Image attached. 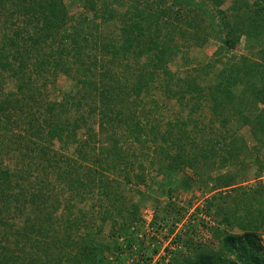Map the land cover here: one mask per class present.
Wrapping results in <instances>:
<instances>
[{"label": "trees", "instance_id": "trees-1", "mask_svg": "<svg viewBox=\"0 0 264 264\" xmlns=\"http://www.w3.org/2000/svg\"><path fill=\"white\" fill-rule=\"evenodd\" d=\"M30 1L35 7L24 10L35 16V22L32 31L25 32L38 56L35 67L47 65L52 72L65 73L76 86V91L46 109L45 134L62 147L76 148L79 161L64 158V173L76 178V187L70 189L81 196L79 188L96 187L111 200V208L101 212L110 218L109 236L115 247H120L122 236L134 244L126 235L130 223L138 220V210L130 203L128 219L120 217L127 206L122 186L152 179L145 169H153L155 175L179 174L175 189L184 190L197 178L213 181L211 191L227 188L234 193L240 191L234 185L248 180L251 172L252 179L259 181L264 174V0H100V5L99 0H82L92 18L75 22L73 31L65 34L62 27L74 18L68 16L64 0ZM225 1L229 4L222 8ZM97 16L103 24H117L118 32L100 31ZM20 33L23 30L15 31ZM241 37L246 54L220 62L212 79L169 68L178 57L187 65L183 53L197 39L202 41L196 46L214 39L220 50L228 52ZM243 127L257 140L254 148L238 134ZM82 128L86 138L78 140L76 133ZM248 149L250 162L240 158L241 151ZM209 166L225 172L213 177ZM248 192L252 195L246 201H252L249 218L240 214V192L232 198L212 194L204 213L213 224L199 222L218 240L217 250L180 231L176 245L182 246L181 255L185 253L180 259L174 257L176 252L170 255L171 264H264V248L256 233L264 232V183L254 184ZM169 193L163 190L161 195ZM150 199L152 224L159 216L164 222H180L185 215V208L174 201L168 199L160 207L157 196ZM61 222L60 218L57 224ZM89 241L86 244L84 239L77 253L82 258L79 264H95L102 251L93 238ZM60 242L56 239L52 244ZM196 243L202 250L192 248ZM26 257L1 247L0 264H29L32 260L25 261ZM46 260L54 261L49 256Z\"/></svg>", "mask_w": 264, "mask_h": 264}, {"label": "rangeland", "instance_id": "rangeland-1", "mask_svg": "<svg viewBox=\"0 0 264 264\" xmlns=\"http://www.w3.org/2000/svg\"><path fill=\"white\" fill-rule=\"evenodd\" d=\"M228 4L225 1L221 7L225 8ZM97 5H100V0ZM64 6L68 16H72L74 20L62 27L63 34L71 33L72 24L82 21L84 17L92 18L85 10L82 0H64ZM30 7H35L30 0H0V250L7 246L19 251L22 256H27L25 261L32 260L29 264H53L56 260H60L62 264H79L77 260L81 261L82 258L77 253L83 246V240L89 244V239L93 238L102 249L95 264H171L170 255L174 256L176 252L174 257L180 259L185 253L183 249L184 253L181 255L179 250L182 246L176 245L180 231L195 242L217 250L218 240L211 238L199 222L202 219L206 225L213 224L212 217L204 213L208 198L212 194L225 196L224 193L232 198L240 192V214L249 218L252 201L249 204L246 201L252 195L247 191L258 182L264 183V174L262 173L259 181H255L251 175L253 172L249 173L248 180L234 185L240 189L234 193L227 188L211 191L213 181L205 182L198 178L190 189H175L179 174L177 177L155 175L152 168L151 172L145 169L147 175L152 174L149 176L152 179H146L144 184L137 186L128 183L122 186V197L125 199L127 195V206L120 217L128 219L127 210L133 209L130 203L138 210V220L130 223L126 235L131 236L134 244L129 245L125 236H122L118 240L120 247H115L109 236L110 218L101 212L105 208H111V200L100 195L96 187L79 188L81 196L73 192L70 187H76V178L64 173V158L71 162L79 161L76 148L62 147L57 140H50L45 134L43 122L47 116L46 109L59 102L64 94L76 91V86L65 73L52 72L47 65L35 67L38 56H35V51L29 47L30 41L26 39V33L32 31L35 22V16L24 10ZM95 22L99 23L100 31L112 34L118 32L116 23L103 24L98 16ZM17 30H23V33L15 35ZM92 32L95 31L92 29ZM202 38L204 37L200 36ZM198 40L183 53V57L188 59L187 65L183 58L178 57L169 64L170 70L199 74L203 80L212 79L215 69L220 68V62H225L232 56L237 60L242 54H246V41L243 37L228 52L220 50L214 39L196 46ZM65 43H68V39ZM217 49L220 51L215 54ZM26 53L28 57L25 56ZM208 64H213L214 67L211 68ZM123 105L126 107L125 103ZM93 126L97 127L95 123ZM238 134L250 149L257 145V140L248 127L240 129ZM76 138H86L84 128L77 131ZM249 151H241L240 158L250 162ZM143 166L148 167V164ZM209 167V174L213 177L225 172V169L213 170L212 166ZM79 178L83 179L81 175ZM159 185L162 188L156 194ZM163 190H170V193L163 196ZM245 191L244 195L242 192ZM154 196L160 200V207L168 199L183 206L185 215L181 221L168 219L164 222L159 216L152 224L154 202L150 198ZM259 204L261 207V203ZM195 208L199 210L196 211ZM113 217L117 218L116 215ZM60 218L62 222L57 224ZM191 229L196 233H189ZM256 233L264 248V232L258 229ZM56 239L61 242L54 246L52 242ZM199 244L196 243L192 248L202 250V247L198 248ZM155 248L156 253L153 251ZM46 256L52 257L54 261L46 260Z\"/></svg>", "mask_w": 264, "mask_h": 264}]
</instances>
